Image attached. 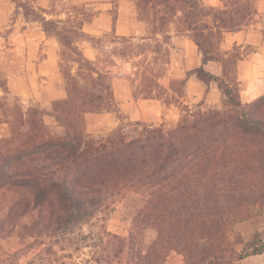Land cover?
Segmentation results:
<instances>
[{
	"label": "trees",
	"instance_id": "obj_1",
	"mask_svg": "<svg viewBox=\"0 0 264 264\" xmlns=\"http://www.w3.org/2000/svg\"><path fill=\"white\" fill-rule=\"evenodd\" d=\"M180 1L182 26L202 65L210 59L205 49L212 35L240 29L249 9L245 0H220L221 9L203 13L197 0ZM42 24L58 28L57 22ZM62 30L54 32L60 43L66 41ZM65 31L86 38L81 25ZM78 57L85 72H69L66 97L53 104L57 130L37 121L42 113L28 107L14 134L0 140V193L31 195L32 209L60 232V264H163L177 250L184 264H233L264 253L257 240L264 230L239 253L225 248L231 225L264 203V95L242 104L234 85L200 67L191 74L217 85L223 108L204 110L200 102L185 107L173 127L147 125L123 116L105 75ZM105 112H116L120 126L106 135L87 134L84 115ZM130 193L142 202L134 224L156 233L145 252L105 225L115 203ZM85 249L89 259L75 261L73 253Z\"/></svg>",
	"mask_w": 264,
	"mask_h": 264
},
{
	"label": "rangeland",
	"instance_id": "obj_2",
	"mask_svg": "<svg viewBox=\"0 0 264 264\" xmlns=\"http://www.w3.org/2000/svg\"><path fill=\"white\" fill-rule=\"evenodd\" d=\"M36 1L0 0V140L14 134L20 111L25 112L28 107L42 113L37 121L57 130L52 108L60 95V79L65 87L69 72L74 76L80 68L85 72L83 63L78 60L80 53L83 56L94 53L96 59L91 63L105 75L113 93L115 89L121 93L126 89L134 101L155 103V113L148 108L142 110L147 116L144 122L147 125L173 127L185 107L199 102L186 98L181 78L185 52L190 48L197 49V46L192 34L182 26L185 6L180 0H112L108 6L114 22L112 28L98 36L86 34V38L65 30L88 23L104 9L102 5H96L94 0H49V8L43 9ZM245 1L249 9L241 21L242 26L261 17L257 15L256 18L254 13V3L258 0ZM197 3L200 10L206 12L207 7L202 6L200 0ZM221 5L217 9H221ZM119 17L122 18L120 21ZM42 19L58 22V28L54 29L53 25L44 28ZM202 20L211 21L210 17ZM60 29H64L62 34L66 37L61 43L54 36ZM43 31L49 39L40 40ZM34 37L40 38L34 40ZM223 42V32L212 35L211 43L205 49L209 58L220 60L223 57L226 51ZM229 51V62L234 63L238 57L236 49ZM121 52L125 56H120ZM47 54L51 61H56L55 73H42L37 67ZM227 69L232 70L231 66ZM115 101L117 106L116 98ZM201 103L204 110L223 108L220 101L212 98ZM112 113L116 116L111 130H108V121L104 122V127L99 126L102 121L93 115L89 129L84 119V131L89 135L111 133L120 126L121 119L116 112ZM120 113L130 120L127 114ZM16 200L18 205L13 214L11 208ZM141 206L140 197L127 194L115 203L105 225L108 232L131 238L134 248L145 252L156 233L150 227L134 224ZM245 214L247 218L233 223L231 232H227L225 248L232 247L236 253L242 251L246 242H256L252 237L255 229L263 231L264 203L250 206ZM254 217H260L255 225L248 221ZM46 219L44 214L32 209L29 193H0V264H60V232H56ZM257 240L264 243V234ZM82 252H74L73 259L77 262L89 259L87 250ZM163 264H184V256L178 250L171 251Z\"/></svg>",
	"mask_w": 264,
	"mask_h": 264
},
{
	"label": "crops",
	"instance_id": "obj_3",
	"mask_svg": "<svg viewBox=\"0 0 264 264\" xmlns=\"http://www.w3.org/2000/svg\"><path fill=\"white\" fill-rule=\"evenodd\" d=\"M83 1V0H82ZM96 5H102L104 9L98 13L92 20L88 23L82 25V32L89 34L91 36H98L101 33L112 28L113 18L112 13L108 10L110 2L112 0H94ZM49 0H37L36 5L47 9L49 8ZM202 6L207 8H220L222 5L220 0H200ZM254 13L260 15L255 21L248 22L245 26L232 32H223V40L225 53L220 60L209 59L206 64L202 65L201 56L198 54L197 49H187L183 62L181 64L183 72V83L186 98L192 102L194 101H204L206 103L209 98L214 101L221 103V94L214 82H209L204 84L197 80L191 72L197 68L202 67L206 72L215 75L219 78H223L230 84L234 85L238 89L239 98L242 104L251 103L258 97L264 95V0H258L254 3ZM121 17V16H120ZM118 18L120 21L122 18ZM58 23V22H57ZM28 24V23H26ZM59 24V23H58ZM36 38L40 37H34ZM49 39V36L43 31V36L40 40ZM54 38V37H53ZM54 42L58 43L57 39H53ZM41 42V41H39ZM48 42H45L47 44ZM196 46V45H195ZM236 49L238 57H236L234 63L231 64V71L226 72V65L228 64L230 51ZM85 58L92 61L96 59L94 53H88L84 55ZM87 56V57H86ZM40 72H45L46 74L55 73L56 61L50 59L47 54L46 57L42 58L40 63L37 65ZM229 75L231 77L228 79ZM123 89V93L114 90V98L118 101V108L120 112L128 115L130 120L145 122L147 116L142 112L143 109H152L155 113L156 107L155 103L149 104V100L134 101L130 93H127ZM66 97V91L62 80L60 79V95L56 99L63 100ZM153 102V101H152ZM155 102V101H154ZM93 115L98 117L103 124L99 126L104 127V122L108 121V130H111L115 125V114L112 112L105 113H86L84 119L86 121V128L90 126L89 121ZM260 219V217H254L248 221L255 223ZM239 226V225H238ZM243 227L245 224L242 225ZM262 229H255L254 232H261ZM264 230V229H263ZM238 264H264V253L260 255L248 256L240 261Z\"/></svg>",
	"mask_w": 264,
	"mask_h": 264
}]
</instances>
